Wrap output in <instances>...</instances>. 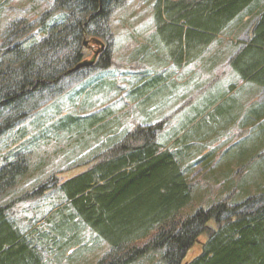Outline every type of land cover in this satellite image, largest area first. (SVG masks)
Segmentation results:
<instances>
[{
    "label": "trees",
    "instance_id": "trees-1",
    "mask_svg": "<svg viewBox=\"0 0 264 264\" xmlns=\"http://www.w3.org/2000/svg\"><path fill=\"white\" fill-rule=\"evenodd\" d=\"M125 1L53 0L36 21L23 18L8 25L0 45V137L26 118L37 96L57 93L66 79L84 70L112 66L109 20ZM259 2L156 0L150 43L180 69L202 58L245 11L258 8L248 40L229 66L243 82L264 89V8ZM85 41L107 46L92 67L70 74L85 59ZM161 83L155 78L131 92L141 112L148 111L147 122L131 130L114 129L108 110L70 116L55 126L58 132L94 134L97 149L82 157L92 156L83 172L60 184L51 177L0 206V264H48L52 249L63 253L78 245L81 226L108 248L97 264H138L152 256L158 257L157 264H264V102L245 107L232 97L233 86L220 94L207 91L204 100L181 116L176 129L162 133L166 123L152 119L163 108L157 102L165 95L174 102L176 92L165 93ZM254 95L250 89L249 98ZM202 118L206 121L197 123ZM234 118L253 135L223 154L226 164H234L223 180L227 193L188 214L186 209L202 198L190 179L199 151L195 144ZM211 156L198 163L207 160L209 166ZM12 157L0 167V200L8 199L31 171L25 152ZM232 173L236 179L231 181ZM50 189L59 194V209L48 220L49 233L32 225L24 229L13 220L17 204ZM203 236L200 255L184 263Z\"/></svg>",
    "mask_w": 264,
    "mask_h": 264
},
{
    "label": "rangeland",
    "instance_id": "rangeland-1",
    "mask_svg": "<svg viewBox=\"0 0 264 264\" xmlns=\"http://www.w3.org/2000/svg\"><path fill=\"white\" fill-rule=\"evenodd\" d=\"M155 2L156 0H126L109 20L112 38L107 43L110 46L112 66L105 71L84 70L66 79L63 85H59L61 89L57 93L37 96L30 101L33 109L27 111L26 118L0 137V167L5 159L13 158L18 151L26 153L31 165L30 173L19 180L8 199L0 200V206L21 197L51 177H56L60 184L86 170V161L92 156H85L86 160L82 157L85 154L90 155L94 149L96 151V138L94 134L86 132L77 134L76 131L71 133L54 130L67 117L85 118L108 110L111 112L110 120L114 121V129L120 131L131 130L138 124L147 122L144 116L148 112L147 108L141 112L132 101L131 92L155 78L163 80L161 85L165 93H172L173 90L176 92L172 99L174 102H168V95L162 96L157 102L163 108L152 119L155 123H166L162 133L176 129L181 116L204 100L207 91L211 94L213 91H231L230 86H233L232 97H237L245 107L253 104L251 101H255L256 96L249 98L251 85L243 82L232 71L229 62L240 46L248 40L257 19L258 8L252 10L253 13L250 10L245 11L227 32L216 38L202 58L178 69L168 63L164 54L156 51L150 43L154 32ZM52 3L53 0H0V45L11 22L23 18L36 21ZM259 4L264 8V0H260ZM86 43L84 61H91L96 52H101L107 46L104 41L102 46L88 41ZM147 48L149 51L145 52ZM257 96L254 103L264 102V94ZM149 109L152 110L153 107ZM236 118L231 124L219 126L213 134L195 144L199 151L195 152L197 164H193L190 179L197 191H201L199 196L202 198L198 203L194 202L186 213L202 206L207 208L210 205L208 202H217L226 195L224 176L234 164H226L223 154L253 135L251 128L240 129V121ZM2 121L0 117V123ZM204 121L206 120L202 118L197 123ZM209 153L212 154L209 160L213 158L209 166L206 165L207 160L198 163ZM231 179H236L233 173L230 175ZM54 191L46 190L41 196L17 204L13 220L24 229L32 225L33 228L49 233L51 224L48 220L59 209V204L55 202L59 194ZM205 239L204 236L198 239L184 263L200 255ZM78 241L77 246L71 245L63 253L52 249L48 253L47 263L97 264L108 251L106 244L84 226L78 230ZM152 258L138 264H157L158 257Z\"/></svg>",
    "mask_w": 264,
    "mask_h": 264
},
{
    "label": "water",
    "instance_id": "water-1",
    "mask_svg": "<svg viewBox=\"0 0 264 264\" xmlns=\"http://www.w3.org/2000/svg\"><path fill=\"white\" fill-rule=\"evenodd\" d=\"M99 1H100V3H101L102 0H99ZM84 45H87V43L84 42ZM98 54H99V52H96V53L94 54V57H93V59H92L91 61H83V62H81V63L78 64L74 69H72L69 73L72 74V73H74V72H76V71H79V70H81V69H85V68H90V67H92V66L94 65V62H95V60H96Z\"/></svg>",
    "mask_w": 264,
    "mask_h": 264
},
{
    "label": "crops",
    "instance_id": "crops-1",
    "mask_svg": "<svg viewBox=\"0 0 264 264\" xmlns=\"http://www.w3.org/2000/svg\"><path fill=\"white\" fill-rule=\"evenodd\" d=\"M249 85H255V84H249ZM251 91H253V93L255 94L256 100L258 99V96H257L258 94H264V89L259 86H252ZM255 101L252 100L251 102L254 103Z\"/></svg>",
    "mask_w": 264,
    "mask_h": 264
},
{
    "label": "bare ground",
    "instance_id": "bare-ground-1",
    "mask_svg": "<svg viewBox=\"0 0 264 264\" xmlns=\"http://www.w3.org/2000/svg\"><path fill=\"white\" fill-rule=\"evenodd\" d=\"M144 79V78H143ZM220 94V93H219ZM252 112V111H251ZM160 135V134H159ZM218 141V140H217ZM234 169V168H233ZM200 170V169H199ZM241 172V171H240ZM213 176V175H212ZM228 176V175H227ZM240 177V176H239ZM222 184V183H221ZM206 185V184H205ZM232 185V184H231ZM216 192V191H215ZM198 203V202H197ZM192 204V203H191ZM194 206V205H193ZM195 207V206H194ZM187 210V209H186ZM57 214V213H56ZM60 215V214H59Z\"/></svg>",
    "mask_w": 264,
    "mask_h": 264
},
{
    "label": "flooded vegetation",
    "instance_id": "flooded-vegetation-1",
    "mask_svg": "<svg viewBox=\"0 0 264 264\" xmlns=\"http://www.w3.org/2000/svg\"><path fill=\"white\" fill-rule=\"evenodd\" d=\"M99 53H100V51H99ZM98 56H99V54H98ZM98 56H97V57H98Z\"/></svg>",
    "mask_w": 264,
    "mask_h": 264
}]
</instances>
